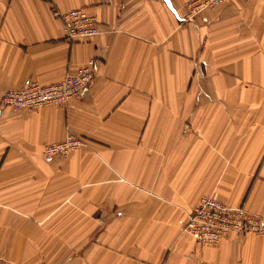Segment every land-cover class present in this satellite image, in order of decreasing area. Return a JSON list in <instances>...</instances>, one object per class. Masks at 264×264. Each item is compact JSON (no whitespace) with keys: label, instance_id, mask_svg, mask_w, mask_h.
Masks as SVG:
<instances>
[{"label":"crops","instance_id":"1","mask_svg":"<svg viewBox=\"0 0 264 264\" xmlns=\"http://www.w3.org/2000/svg\"><path fill=\"white\" fill-rule=\"evenodd\" d=\"M187 1L0 2V264H264V235L202 245L184 231L210 195L264 218V0L193 18ZM53 5L85 9L101 33L67 39ZM91 58L81 99L3 104ZM69 132L87 144L47 159ZM100 208L108 229L87 234Z\"/></svg>","mask_w":264,"mask_h":264},{"label":"built area","instance_id":"2","mask_svg":"<svg viewBox=\"0 0 264 264\" xmlns=\"http://www.w3.org/2000/svg\"><path fill=\"white\" fill-rule=\"evenodd\" d=\"M3 0H0L2 2ZM227 0H188L189 18L209 9H215ZM52 16L65 25V36L71 41L88 40L101 33L97 16L83 8L61 11L52 6ZM96 60L91 58L72 74L52 84H42L38 80L26 79L18 88H11L2 94V102L15 111L37 109L45 105H65L81 99L83 93L95 78ZM87 142L69 132L61 141L48 144L44 149L47 159L67 157ZM184 231L197 243L216 244L233 234L254 233L264 235V218L243 206H233L215 195L201 198L199 204L189 212Z\"/></svg>","mask_w":264,"mask_h":264},{"label":"rangeland","instance_id":"3","mask_svg":"<svg viewBox=\"0 0 264 264\" xmlns=\"http://www.w3.org/2000/svg\"><path fill=\"white\" fill-rule=\"evenodd\" d=\"M108 215L109 213L107 208H100L99 216L95 219V222L93 224H83V226L85 225L87 234H101L102 232L107 231L109 225Z\"/></svg>","mask_w":264,"mask_h":264},{"label":"water","instance_id":"4","mask_svg":"<svg viewBox=\"0 0 264 264\" xmlns=\"http://www.w3.org/2000/svg\"><path fill=\"white\" fill-rule=\"evenodd\" d=\"M168 2V1H167ZM168 4H169V6L172 8V10L174 11V12H176L175 11V9L172 7V5L170 4V2H168Z\"/></svg>","mask_w":264,"mask_h":264}]
</instances>
